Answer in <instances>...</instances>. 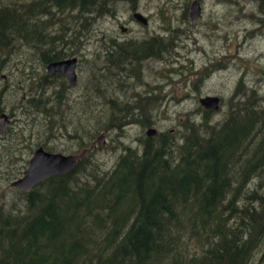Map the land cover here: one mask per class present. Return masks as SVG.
<instances>
[{
  "label": "trees",
  "instance_id": "trees-1",
  "mask_svg": "<svg viewBox=\"0 0 264 264\" xmlns=\"http://www.w3.org/2000/svg\"><path fill=\"white\" fill-rule=\"evenodd\" d=\"M114 3L0 0V56L21 42L49 49L55 40L67 41L65 34L74 33L70 27L60 38L46 32L43 40L40 24L51 25L55 11L81 23L74 28L91 30L114 15ZM166 39L174 46L172 35ZM139 43L133 45L139 49ZM47 50L40 53L43 65L62 57ZM28 67L23 79L32 83L39 77ZM49 78L56 79L45 73L38 86H29L35 89L28 105L31 112L54 117L58 113L47 105ZM239 90L223 120L213 122L212 110L203 107L199 121L187 114L179 136L170 130L145 134L107 171L84 165L89 151L68 173L19 192L20 199L0 207V264H247L264 235V104L252 88L247 95ZM239 93L243 100L234 99ZM106 103V123L113 128L153 122L147 105L131 111ZM98 129L88 130L89 140ZM20 200L25 208L18 212ZM258 264H264V250Z\"/></svg>",
  "mask_w": 264,
  "mask_h": 264
},
{
  "label": "rangeland",
  "instance_id": "rangeland-1",
  "mask_svg": "<svg viewBox=\"0 0 264 264\" xmlns=\"http://www.w3.org/2000/svg\"><path fill=\"white\" fill-rule=\"evenodd\" d=\"M192 1L115 0L114 15L100 19L91 30L74 28L81 23L55 11L50 17L51 25L46 24L50 28L40 24L43 40L48 41V33L60 35L57 36L60 38L61 30L70 27L74 33L72 36L69 35L70 31L65 34L70 38L64 45L71 44L72 55L80 49L84 52L83 59L81 56L77 64V84L67 95V103L57 107V102L51 96L48 98L50 103L47 105H53V110L58 113L54 117L31 112L28 105L35 89L29 86L32 83L38 86L47 72L39 56L48 46L21 42L6 57L5 53L0 56L5 59L0 76V88L4 89L0 113L8 116L11 111L15 115V122L6 128L7 131L0 138V207L9 206L12 198L19 197L21 190L10 184L21 176L38 146H44L51 152L78 154L103 134L106 139L104 146L96 148L83 163L90 162L107 171L114 166L126 146H138L148 129L154 128L157 133L170 130L171 134L179 136L181 123L187 114L199 121L203 108L199 102L201 97L220 98L219 108L212 111L213 122L226 117L233 105L230 98L238 87L239 91H245V95L252 88L260 103L264 104V0H202L201 15L195 25H192L189 16ZM133 8L148 18L147 25L133 18ZM121 25L131 29L124 37ZM116 34L121 39L132 37L137 41L157 34L164 39L172 35L174 39V46L166 42L169 48L165 47L157 59L139 63L137 79L132 80L136 84V91L143 93L146 90L147 95L142 101L148 102L147 112L153 121L148 127L143 128L133 121L117 129L113 128V124L106 123L107 112L111 108L107 100L114 102L112 107L128 104L119 99L135 100L127 95H117L114 81L116 70L99 59L103 55L99 49L109 40H114ZM59 40H55L53 45L63 47ZM29 65L30 70L39 77L32 83L23 79ZM104 66L110 68L106 71ZM49 80V87L43 84L44 88L48 87L47 92L56 83V79ZM243 96L239 93L234 99L240 101ZM138 99L135 102H139ZM20 105H25V108ZM125 109L136 110L134 107ZM92 128L99 129L95 137L89 140L88 130ZM72 135L80 137L83 143L73 139ZM79 176L84 178L82 174ZM23 201L20 200L22 209H18V212L25 208ZM260 244L252 257L247 259L248 262L246 260L247 264L259 263V256L264 250V235Z\"/></svg>",
  "mask_w": 264,
  "mask_h": 264
},
{
  "label": "flooded vegetation",
  "instance_id": "flooded-vegetation-1",
  "mask_svg": "<svg viewBox=\"0 0 264 264\" xmlns=\"http://www.w3.org/2000/svg\"><path fill=\"white\" fill-rule=\"evenodd\" d=\"M133 9L134 10L132 12V15H133L134 12H138L135 8H133ZM201 11H202V8H201ZM147 20H148V18H147ZM120 30L123 33L122 34L123 37L131 32V29L128 30V28L123 26V25L120 26ZM155 36L159 37L161 39L154 38ZM113 38H114V40H112V41L109 40L107 43L104 44V46H102L99 49L100 52L103 53V55L99 57L100 62H103L104 65L108 64L109 66H114V69L116 70V72H115L116 73V77H115L114 81H115V88L118 91L117 95L118 96L127 95L129 98L133 97L135 99L133 102H130L129 100L127 101L126 99H123V100L119 99L122 103L128 102L127 105H123L122 104L119 107H121V108L134 107L135 109L136 108L138 109L140 106H142V105L144 106V105H146V103L148 104V102L145 103L144 101H142L143 97L145 95H147L146 94V90L142 91L143 93H140V92L136 91L135 90L136 84L132 82V80L137 79V74H136L137 65L139 63H142V62L144 63L145 61H147L149 59H152V58L153 59H157V57H154V55H156V53H158L159 51H163L164 50V48L167 46L166 45V40L167 39H163V36L160 35V34L159 35L158 34L157 35H150L148 38L147 37L142 38L141 41H137V40L133 39L132 37L121 39V36H118L117 34ZM135 42H140L139 43L140 44V48L139 49H137V47L135 45H133ZM61 43L63 44V47H58L57 45H52L47 50L49 56L53 55V54H56V53L62 55V57H59V58H57L55 60H51L50 62L59 61V60H65V59H70V58H76L75 72H77V64L80 61L81 56H82V59H83V52L84 51L82 49H80V50H78V52H74L75 54L72 55V49L73 48H71V46H70L71 44L64 45L65 43H67V41H61ZM65 49H66V51H65ZM39 59L42 60L40 56H39ZM47 65L48 64H46V66ZM109 66L108 67L104 66V69L107 71L108 68H110ZM99 71H100V69L97 71V73ZM46 73H48V72H46ZM48 74L50 75V77H54L57 80L58 79L60 80V82L55 84V86L49 91L50 94H51V98H52V96H57L58 101L60 102L59 96L60 95L64 96V94H65V96H66L65 100H67V95L71 94L70 93L71 88L75 85V83L77 84V77H76L75 83L73 85H70L69 84V79L67 78V76L64 73L55 72V73H52V74H50V73H48ZM99 74L104 75L103 73H99ZM101 87L105 88L104 86H101ZM137 98H139L138 99V100H140L139 102H135L137 100ZM22 99H24V95L22 96ZM54 102L56 103L55 100H54ZM60 103L58 105L56 103L57 107H60V106H62L63 104H65L67 102L65 101V102H63L61 104ZM20 107L21 108H25V105H20ZM3 114L4 113H0V123H1V115H3ZM7 118H8V121L6 119H5V121L7 122L6 128L8 129L13 124V122H15L14 113L9 111ZM6 128L4 129L3 132H0V138H1L2 134L5 131H7ZM94 141L92 140L90 142V145ZM39 147H42L46 151L51 152L50 150H47L44 146H38V147H36L34 149L33 153ZM84 148H86V147H83V149ZM95 149L96 148L92 149L91 151H94ZM55 153L66 154V153H63V152H55ZM70 154H77V153H70ZM32 156H33V154H32ZM82 158H84V157H82ZM82 158H80V160ZM80 160H78V162ZM29 161H28V164H29ZM28 164H27V166H28ZM27 166H26V168H27ZM24 170L22 171L21 176H22ZM57 175H60V174H57ZM29 191H27V192H29ZM19 192H22V191H19ZM23 193H25V192H23Z\"/></svg>",
  "mask_w": 264,
  "mask_h": 264
},
{
  "label": "water",
  "instance_id": "water-1",
  "mask_svg": "<svg viewBox=\"0 0 264 264\" xmlns=\"http://www.w3.org/2000/svg\"><path fill=\"white\" fill-rule=\"evenodd\" d=\"M201 15V0H193L190 6L189 16L192 25H195ZM133 17L136 21L141 22L144 25L148 24L146 16L140 12H134ZM76 58H70L59 61L49 62L46 66L47 72L52 74L55 72L64 73L69 79V84L73 85L76 81ZM200 104L205 109L217 110L219 108L220 98L218 96H205L199 99ZM8 118L5 114L1 115L0 132H3L6 128ZM156 129L150 128L146 131L147 135L154 134ZM106 142L105 136L99 135L96 140L91 143L89 147H86L78 154H62L49 152L39 147L33 153L27 168L24 170L22 176L11 182L12 187H17L23 192L31 190L42 180L49 178L57 174L68 173L75 168L78 160L84 157L86 153L94 148H102Z\"/></svg>",
  "mask_w": 264,
  "mask_h": 264
},
{
  "label": "bare ground",
  "instance_id": "bare-ground-1",
  "mask_svg": "<svg viewBox=\"0 0 264 264\" xmlns=\"http://www.w3.org/2000/svg\"><path fill=\"white\" fill-rule=\"evenodd\" d=\"M48 74V73H47Z\"/></svg>",
  "mask_w": 264,
  "mask_h": 264
}]
</instances>
